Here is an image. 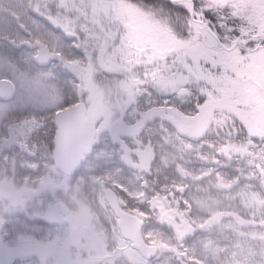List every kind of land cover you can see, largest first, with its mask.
<instances>
[{
	"label": "snow or ice",
	"instance_id": "obj_1",
	"mask_svg": "<svg viewBox=\"0 0 264 264\" xmlns=\"http://www.w3.org/2000/svg\"><path fill=\"white\" fill-rule=\"evenodd\" d=\"M0 264H264V0H0Z\"/></svg>",
	"mask_w": 264,
	"mask_h": 264
},
{
	"label": "rangeland",
	"instance_id": "obj_2",
	"mask_svg": "<svg viewBox=\"0 0 264 264\" xmlns=\"http://www.w3.org/2000/svg\"><path fill=\"white\" fill-rule=\"evenodd\" d=\"M133 175H134L133 171H129V170H127V172L125 171V177L126 178H132ZM153 179H155V177H153ZM161 179H162V177H161Z\"/></svg>",
	"mask_w": 264,
	"mask_h": 264
},
{
	"label": "flooded vegetation",
	"instance_id": "obj_3",
	"mask_svg": "<svg viewBox=\"0 0 264 264\" xmlns=\"http://www.w3.org/2000/svg\"><path fill=\"white\" fill-rule=\"evenodd\" d=\"M126 172H127V170H126Z\"/></svg>",
	"mask_w": 264,
	"mask_h": 264
}]
</instances>
